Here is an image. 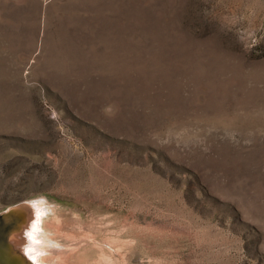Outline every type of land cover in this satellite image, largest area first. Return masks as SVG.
I'll return each mask as SVG.
<instances>
[{
  "label": "rangeland",
  "instance_id": "374dc122",
  "mask_svg": "<svg viewBox=\"0 0 264 264\" xmlns=\"http://www.w3.org/2000/svg\"><path fill=\"white\" fill-rule=\"evenodd\" d=\"M34 198L264 264V0H0V214Z\"/></svg>",
  "mask_w": 264,
  "mask_h": 264
},
{
  "label": "bare ground",
  "instance_id": "6f19581e",
  "mask_svg": "<svg viewBox=\"0 0 264 264\" xmlns=\"http://www.w3.org/2000/svg\"><path fill=\"white\" fill-rule=\"evenodd\" d=\"M64 223L58 207L44 198L7 209L0 214V264H132L136 257L157 263L156 255L139 248L133 224L108 216L75 235L62 230Z\"/></svg>",
  "mask_w": 264,
  "mask_h": 264
}]
</instances>
